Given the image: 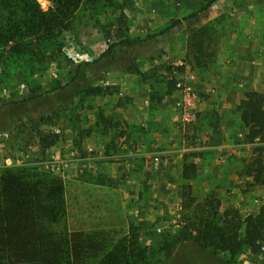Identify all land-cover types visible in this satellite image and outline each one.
<instances>
[{
    "label": "rangeland",
    "instance_id": "obj_1",
    "mask_svg": "<svg viewBox=\"0 0 264 264\" xmlns=\"http://www.w3.org/2000/svg\"><path fill=\"white\" fill-rule=\"evenodd\" d=\"M236 20L262 32L264 0H100L81 4L42 58L8 56L0 46V170L59 177L69 229L119 237L133 225L150 264H185L189 254L209 256L202 264H264V243L231 256L200 252L189 239L201 204L245 217L264 203L250 168L257 156L264 161V142L221 125L237 120L247 91L228 51ZM78 66L83 84L69 85ZM177 82L196 94L189 115L177 106ZM229 91L240 95L223 106L218 96ZM11 104L19 105L12 113ZM39 133L58 141L43 152ZM195 159L185 180L183 165Z\"/></svg>",
    "mask_w": 264,
    "mask_h": 264
},
{
    "label": "trees",
    "instance_id": "obj_2",
    "mask_svg": "<svg viewBox=\"0 0 264 264\" xmlns=\"http://www.w3.org/2000/svg\"><path fill=\"white\" fill-rule=\"evenodd\" d=\"M48 1L50 6L44 10L38 0H0V46L8 56L44 57L43 48L71 27L80 5L100 0ZM140 41L127 39L123 43ZM82 72L81 66L76 67L69 85H82ZM18 106L11 104L7 109L12 113ZM237 109L245 128L244 140L264 142V93L244 92ZM39 136L43 152L58 141L54 133ZM250 168L252 178L264 191L262 158L257 156ZM195 171L194 163L184 164L182 176L189 180ZM190 191V184H185L183 194L188 197ZM208 206L196 207L192 220L195 234L189 239L200 252L222 251L234 256L243 248L260 249L264 203L245 217L231 209L219 216ZM65 212V189L59 177L29 166L0 170V264H150L135 226L130 225L119 237L104 229H69ZM205 255L189 254V260L182 262L209 263L210 257Z\"/></svg>",
    "mask_w": 264,
    "mask_h": 264
},
{
    "label": "crops",
    "instance_id": "obj_3",
    "mask_svg": "<svg viewBox=\"0 0 264 264\" xmlns=\"http://www.w3.org/2000/svg\"><path fill=\"white\" fill-rule=\"evenodd\" d=\"M236 22L237 28H235L230 36L231 42L230 47L228 48L229 54L235 65V76L241 79L247 91H260L264 82V28L262 29V32H260L255 30L251 25L247 26L246 24V28L243 29L240 28L242 21L236 20ZM233 93V91H229L227 92V95L218 96L219 100L222 101L223 106L226 105V102L229 100H236L240 95L238 92H235V94ZM237 100L236 103L240 102L239 99ZM221 121L222 129L226 131H231L235 128L238 130V135H240L245 130L240 121L238 112L237 120L226 119L224 117ZM157 136V134L154 135V137ZM240 153L241 152L238 149H233L229 154L235 157ZM197 161V159L193 161L196 167L198 166Z\"/></svg>",
    "mask_w": 264,
    "mask_h": 264
},
{
    "label": "built area",
    "instance_id": "obj_4",
    "mask_svg": "<svg viewBox=\"0 0 264 264\" xmlns=\"http://www.w3.org/2000/svg\"><path fill=\"white\" fill-rule=\"evenodd\" d=\"M176 87L181 93L182 99L177 102V106L182 109L184 114H188L192 108L190 104V100L196 97V94L192 91V89L184 82H177ZM155 161L158 160L157 157L154 158Z\"/></svg>",
    "mask_w": 264,
    "mask_h": 264
}]
</instances>
